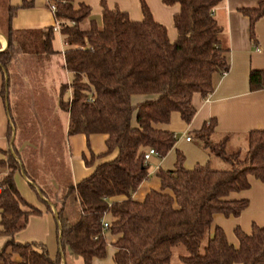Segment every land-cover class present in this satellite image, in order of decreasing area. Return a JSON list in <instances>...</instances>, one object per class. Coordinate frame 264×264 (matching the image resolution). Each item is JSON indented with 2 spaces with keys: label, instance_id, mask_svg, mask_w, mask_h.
Returning a JSON list of instances; mask_svg holds the SVG:
<instances>
[{
  "label": "trees",
  "instance_id": "obj_1",
  "mask_svg": "<svg viewBox=\"0 0 264 264\" xmlns=\"http://www.w3.org/2000/svg\"><path fill=\"white\" fill-rule=\"evenodd\" d=\"M224 1L160 0L166 7H178L172 17L176 38L170 42L143 0H138L142 15L138 22L117 8L107 9L100 1L99 23L90 19L85 5L74 10L71 0H47L48 9L50 4L54 6L53 20L65 45L63 68L70 75L69 83L58 89L57 103L68 118L66 134L106 137L103 154L89 153V160L81 156L85 166L112 153L115 156L97 164L74 186L65 174L62 191L51 194L50 200L44 201L38 191L45 209L52 207L58 231V251L51 260L43 244L14 239L40 211L20 198L13 174L26 173L14 149L6 151L0 160V236L4 237L0 264H66V252L78 257L81 264H91L93 259H104L106 235L117 238L111 245L114 264H170L177 246L185 252L178 256L181 264H264V228L252 226L249 235L235 229L237 249L218 228L210 234L214 214L236 217L246 206L242 200H224L229 193L246 190L248 176L264 183L263 130L246 134L242 154H226L227 137L211 142L214 121L206 122L192 136L208 155L220 158L228 168L185 170L182 156L176 154L172 171L156 173L159 191H150L140 203L132 200L147 179L144 152L152 149L161 159L175 142L172 133L155 126L167 124L173 112L188 124L194 115L192 96L206 98L214 77L228 70L224 29L214 15ZM31 5L22 0L19 8ZM14 10L6 6L0 23L6 41L5 51L0 52L4 74L0 97L4 102L12 77L10 64L17 56L46 62L54 54L50 45L53 29L13 31L9 21ZM239 12L248 19L249 37L255 44L253 26L264 17V0ZM84 21L88 26L82 30ZM248 88L250 92L264 89V70L249 72ZM65 91L68 98L62 100ZM135 96L145 99L133 105ZM115 197L123 200L109 202Z\"/></svg>",
  "mask_w": 264,
  "mask_h": 264
},
{
  "label": "crops",
  "instance_id": "obj_2",
  "mask_svg": "<svg viewBox=\"0 0 264 264\" xmlns=\"http://www.w3.org/2000/svg\"><path fill=\"white\" fill-rule=\"evenodd\" d=\"M31 1L29 8H19L22 0H0L3 10H0V18L6 15V6L14 10L9 26L13 31L44 30L51 27L53 37L51 40L52 54L46 62L34 61L29 59L24 65H33L41 63L45 67L48 82L58 91L61 85L67 82H61V74L70 75L63 68L64 42L56 30L52 13L47 7V0H25ZM100 1H103L107 9L118 10L127 14L128 19L138 22L142 19L138 0H71L74 10L79 5H85L90 9V19L99 23L100 19ZM148 8L154 22L163 26L166 30L170 42L176 38V31L172 26V17L178 12L176 5L166 7L160 0H143ZM261 0H225L222 7L214 12L220 26L224 29L226 46L228 48L227 64L228 70L221 76L214 77L212 92L202 98L199 95H193L191 106L194 115L188 124L184 123L178 113H171L169 121L165 125H157L156 129L170 132L175 137V142L170 151L161 159L151 156L145 163L147 167V179L143 181L132 195V200L142 202L144 197L150 191H159L160 184L156 173L161 171H172L176 160V154L182 156V167L185 170H192L196 166H207L212 170H226L228 165L220 158L210 156L204 151L198 142L192 136V133L199 131L203 124L214 121L213 132L210 135V141L217 143L223 137H227L223 150L226 154H242L246 150V134L250 131H264V89L250 92L248 88V74L250 71L264 70V17L258 19L253 32L256 43L254 44L249 37L248 19L243 16L239 10L252 9L256 7ZM88 22L84 21L80 28L85 30ZM6 47V41L0 31V52ZM22 60V59H19ZM10 72V71H9ZM1 73H3L1 71ZM58 75V76H57ZM55 76V80L50 78ZM32 76H29L31 78ZM11 80V79H10ZM54 82V83H53ZM2 84V75L0 74V87ZM145 97H132L131 103L137 104L143 101ZM61 112V111H60ZM63 134L67 151V169L68 180L74 186L81 180L89 176L94 167L114 158L115 153L106 157L95 159L90 166H85L81 160L84 155L89 160V153L94 156L105 152L104 135H84L67 136V115L63 112ZM9 110L5 102L0 97V160L5 158L4 153L9 151L12 146L17 154L16 160L22 163L23 170L16 171L13 174V182L20 198L29 206L40 211L38 217L29 219L24 230L14 236L17 242H37L44 245L48 257L53 260L58 251L56 242L57 228L52 215V207L47 211L44 205L38 199V191L43 193L44 201L50 200V195L60 193L63 189V179L46 177L41 179L35 172V166L32 163L33 156L39 151L38 144L30 140L17 138L16 130L20 124L11 119ZM22 119V118H21ZM10 129L12 138L8 140L7 133ZM188 139V140H187ZM264 154V151H263ZM47 175V174H46ZM45 175V176H46ZM33 179H39L42 183L34 182ZM249 187L246 190L229 193L224 200L226 201H245L246 206L236 217H225L222 214H214L211 219L210 234L215 228L223 233L226 242L233 248H238V241L234 235L235 229L245 235H249L251 227L264 228V183L248 176ZM36 181V180H35ZM37 185L39 189L36 188ZM61 189V190H60ZM123 197L111 198L109 202L121 201ZM116 237L106 235L105 257L102 260L93 259L91 264H114L112 256L114 250L112 244ZM66 264H81L78 257L66 252Z\"/></svg>",
  "mask_w": 264,
  "mask_h": 264
},
{
  "label": "rangeland",
  "instance_id": "obj_3",
  "mask_svg": "<svg viewBox=\"0 0 264 264\" xmlns=\"http://www.w3.org/2000/svg\"><path fill=\"white\" fill-rule=\"evenodd\" d=\"M2 8L3 5H0L1 11ZM2 20L3 18H0V23ZM5 49L6 47L3 51ZM28 60L27 57L19 55L9 68L12 77L5 100L10 118L15 119L18 125L20 124V128L16 130L15 139L20 137L38 144L39 151L31 161L35 166V172L40 175L42 180L46 177L63 179L67 169V151L63 134L64 118L57 107L58 91L48 82L44 65L41 63L35 64V66L24 65ZM0 74L3 82L4 74L1 73V70ZM29 76L32 77L29 78ZM54 77L50 79L54 81ZM59 80L68 84L69 76L63 73ZM67 98L68 91H65L62 100H67ZM33 180L41 182L39 179ZM35 186L39 189L37 185ZM3 242L4 237L0 236V248ZM184 253L181 246L175 247L172 250L170 264H181L178 256Z\"/></svg>",
  "mask_w": 264,
  "mask_h": 264
},
{
  "label": "built area",
  "instance_id": "obj_4",
  "mask_svg": "<svg viewBox=\"0 0 264 264\" xmlns=\"http://www.w3.org/2000/svg\"><path fill=\"white\" fill-rule=\"evenodd\" d=\"M49 10H50L51 13H53V11H54V6H53L52 4H50V6H49ZM56 30H57V29H56ZM187 140H188V139H187ZM151 156H156L155 152H154L152 149H147V150L144 152L143 156H142L144 164L149 160V158H150ZM102 226H103V229H105V228L107 227L106 223H103Z\"/></svg>",
  "mask_w": 264,
  "mask_h": 264
},
{
  "label": "water",
  "instance_id": "obj_5",
  "mask_svg": "<svg viewBox=\"0 0 264 264\" xmlns=\"http://www.w3.org/2000/svg\"><path fill=\"white\" fill-rule=\"evenodd\" d=\"M12 138H13V135H12V137H11V142H12Z\"/></svg>",
  "mask_w": 264,
  "mask_h": 264
}]
</instances>
